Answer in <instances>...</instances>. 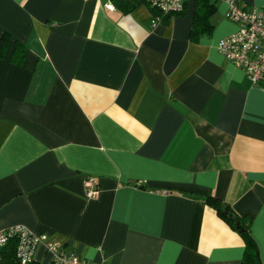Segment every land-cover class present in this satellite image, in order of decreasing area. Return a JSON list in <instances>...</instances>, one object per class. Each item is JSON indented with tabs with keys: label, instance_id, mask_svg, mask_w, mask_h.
Listing matches in <instances>:
<instances>
[{
	"label": "crops",
	"instance_id": "0c3cea01",
	"mask_svg": "<svg viewBox=\"0 0 264 264\" xmlns=\"http://www.w3.org/2000/svg\"><path fill=\"white\" fill-rule=\"evenodd\" d=\"M183 1L152 28L138 2L0 0V230L90 263L264 264V81L217 51L225 2L194 33ZM209 197L251 220L252 252Z\"/></svg>",
	"mask_w": 264,
	"mask_h": 264
},
{
	"label": "built area",
	"instance_id": "2783aa9c",
	"mask_svg": "<svg viewBox=\"0 0 264 264\" xmlns=\"http://www.w3.org/2000/svg\"><path fill=\"white\" fill-rule=\"evenodd\" d=\"M143 4L156 10L150 25L156 28L161 18L168 14H178L184 9L183 0H141ZM227 4L226 19L237 26V30L219 40L217 51L226 60L240 69L254 84L264 81V9H247L236 0H221ZM85 197L96 199L98 189L93 178L84 181ZM18 238L17 256L21 264L34 260L36 249L41 246L50 256L51 264H104L90 263L74 252L67 251L61 244L46 235H35L22 226L0 230V245L8 238Z\"/></svg>",
	"mask_w": 264,
	"mask_h": 264
},
{
	"label": "trees",
	"instance_id": "16d2710c",
	"mask_svg": "<svg viewBox=\"0 0 264 264\" xmlns=\"http://www.w3.org/2000/svg\"><path fill=\"white\" fill-rule=\"evenodd\" d=\"M142 3L141 0H114V4L119 9L129 10L135 7L138 3ZM151 10L153 16H157L158 12L152 8L149 7ZM213 9V4L210 2V0H196L195 2V11H194V20H193V27L192 32L196 33L197 26H200L204 33H209L211 29V25L209 24L208 17ZM181 13V12H180ZM179 14V13H178ZM171 14L165 15L169 16ZM163 16V17H165ZM162 17V18H163ZM161 18V19H162ZM10 38L8 35L4 34L0 37V58H2L9 45H10ZM20 51L19 44L17 42L13 45V56L16 55ZM217 203V212L218 214L225 219V221L235 230L238 231V227L236 226L235 222L237 221L241 229L243 230L241 232V236L245 240L246 244V250L247 251H253L254 249V242L253 239L250 236L249 233V225H250V219L249 218H237L232 211L228 208L226 204H223L219 202L216 198L209 197V202ZM212 204V203H211ZM248 219V220H247ZM17 245H18V238L16 235H13L12 237L8 238L7 242H5L3 245H0V264H21L20 260L17 256ZM29 264H35V261L33 260Z\"/></svg>",
	"mask_w": 264,
	"mask_h": 264
},
{
	"label": "water",
	"instance_id": "95a60500",
	"mask_svg": "<svg viewBox=\"0 0 264 264\" xmlns=\"http://www.w3.org/2000/svg\"><path fill=\"white\" fill-rule=\"evenodd\" d=\"M235 224H236V226L238 227L239 232L241 233L243 230H242L241 227L239 226L238 222L236 221Z\"/></svg>",
	"mask_w": 264,
	"mask_h": 264
}]
</instances>
